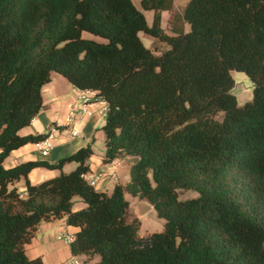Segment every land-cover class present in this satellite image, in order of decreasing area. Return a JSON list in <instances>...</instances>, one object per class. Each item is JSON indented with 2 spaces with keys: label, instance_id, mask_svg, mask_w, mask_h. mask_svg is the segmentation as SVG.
I'll return each mask as SVG.
<instances>
[{
  "label": "trees",
  "instance_id": "trees-1",
  "mask_svg": "<svg viewBox=\"0 0 264 264\" xmlns=\"http://www.w3.org/2000/svg\"><path fill=\"white\" fill-rule=\"evenodd\" d=\"M140 6L0 0V264H42L25 244L41 221L63 216L79 228L71 253L98 255L93 264H264V0H188L175 34L160 26L173 0ZM142 10L154 12L151 25ZM140 31L166 48L154 53ZM232 69L253 84L242 105ZM53 71L106 102L104 162L137 158L109 194L84 179L90 145L55 163L3 165L11 150L46 137L18 131L41 109ZM66 162L77 165L28 180L34 167ZM181 189L197 195L180 199ZM125 193L146 200L164 228L140 235ZM74 196L85 207L72 211Z\"/></svg>",
  "mask_w": 264,
  "mask_h": 264
},
{
  "label": "crops",
  "instance_id": "crops-1",
  "mask_svg": "<svg viewBox=\"0 0 264 264\" xmlns=\"http://www.w3.org/2000/svg\"><path fill=\"white\" fill-rule=\"evenodd\" d=\"M187 1L188 0H184L182 10ZM175 6L176 0H173V7L170 10H164L168 12L166 17L170 15L172 17L169 26L170 30L167 34H175V31L180 27L179 25L181 22L176 16L179 12H176L174 9ZM138 8L140 9V7ZM162 12L161 20L164 21ZM153 15L154 12L152 11V21ZM182 25L184 31L189 29H185L188 23L183 22ZM146 37L149 41L154 39L150 35ZM146 47L152 49L150 45ZM155 52L158 54L161 51ZM80 90L81 89L72 85L64 76L53 71L50 80L45 83L41 89V109L33 117L29 125L24 126L18 131V133L23 136L36 134H45L47 136L51 134V148L48 154L42 156L41 151L36 145L37 142H28L11 150L4 158L3 165L5 167H10L28 160L55 163L60 158L75 152L79 148L90 145L92 154L88 161L89 171L84 174V179L86 181L95 179L96 184L94 188L109 194L112 192L115 184L121 183L124 185L129 181L130 166L137 158L134 156H126L115 158L110 162H104L105 134L102 130V126L105 122V112L102 111V108L107 104L105 101L101 100L96 95V91H94V94L89 97L90 105L88 106V113L79 112V108L82 104ZM72 109L75 111H73L70 117L69 114ZM68 118L71 120H68ZM72 126L79 132L78 135L71 136L67 133V130H70ZM76 165V162H69L66 166L63 165L61 169L34 167L28 173V180L31 183H38L59 174L61 170L69 171ZM66 168L71 169L65 170ZM15 186H17L22 194H25L26 186L24 178H20L15 183ZM77 197L78 196H74L72 198V211L79 210L86 205L80 197ZM125 198L129 201V207L132 205V199L141 203H147L146 200L139 199L129 193H125ZM78 230V227L66 223L65 216L41 221L30 242L25 244L26 255L29 258L40 257L42 259V264H73L74 260H78L80 264H93L99 260L98 255H94L92 258H88L83 254L74 255L71 253L70 243L62 238L66 234L74 238Z\"/></svg>",
  "mask_w": 264,
  "mask_h": 264
},
{
  "label": "rangeland",
  "instance_id": "rangeland-1",
  "mask_svg": "<svg viewBox=\"0 0 264 264\" xmlns=\"http://www.w3.org/2000/svg\"><path fill=\"white\" fill-rule=\"evenodd\" d=\"M134 5L137 7H140V0H132ZM184 3V0H176V6L175 10L176 12H182V5ZM144 15L146 17L147 23L149 25L152 24V11L150 10H143ZM162 17L164 18V21L161 20V27L164 28L163 30L166 33H169L168 31L172 17L171 15L166 17L168 12L163 11ZM180 20V19H178ZM181 21V20H180ZM164 26V27H163ZM189 26L186 25L185 29H188ZM139 37L144 43V45L149 46L152 48V51L156 53L155 51H162L166 44L163 41H160L158 39H152V41H149V39L146 36H149L145 34L144 32H139ZM230 74L232 78L234 79V84L231 88V93L235 96L236 101L238 105H242L245 101L250 100L252 97V81L250 77L243 71L232 69L230 70ZM223 116V113H218L216 118L221 119ZM69 164V162H66L64 165L66 166ZM71 168H66L65 170H69ZM197 195V192L193 190H179L178 191V197L180 199H187L190 197H194ZM79 198V197H77ZM132 205L129 207L130 212V219L138 218L140 220V227L138 230V233L140 235H146L150 231H160L164 228V219L161 217H158L156 214V211L153 209V207L147 202V203H141L139 201H136L135 199H132Z\"/></svg>",
  "mask_w": 264,
  "mask_h": 264
},
{
  "label": "built area",
  "instance_id": "built-area-1",
  "mask_svg": "<svg viewBox=\"0 0 264 264\" xmlns=\"http://www.w3.org/2000/svg\"><path fill=\"white\" fill-rule=\"evenodd\" d=\"M93 94H94V90H91V89H81L80 90V99L82 101V104H81V107L79 108V112L88 113V106L90 105L89 97ZM106 110H107V105L102 108L103 112H106ZM73 111L75 110L72 109V111L69 114L70 117ZM68 120H71V119L68 118ZM67 133H69L71 136H76L79 134V132L74 128V126H72L70 130H67ZM51 138H52V135L49 134L44 139L36 143L38 149L41 151L42 156H46L48 154V151L51 148ZM87 182L92 186L96 184L95 179L88 180ZM62 238L68 243H70L73 240V237L68 234L64 235ZM73 264H80V262L78 260H74Z\"/></svg>",
  "mask_w": 264,
  "mask_h": 264
}]
</instances>
